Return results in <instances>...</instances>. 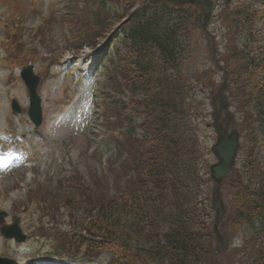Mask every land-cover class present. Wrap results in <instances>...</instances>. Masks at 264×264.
Segmentation results:
<instances>
[{"label":"trees","instance_id":"16d2710c","mask_svg":"<svg viewBox=\"0 0 264 264\" xmlns=\"http://www.w3.org/2000/svg\"><path fill=\"white\" fill-rule=\"evenodd\" d=\"M211 1L223 27L217 66L225 67L228 85L237 93V110L245 125L243 141L246 138L250 145L245 165L226 179L240 184L235 200L225 208L236 219L241 238L239 247L226 255L231 264H264V161L252 157L257 142L264 148V46L255 27L264 22V2L257 9L242 0ZM84 2H92L96 12L99 6L109 15L116 10V22L124 20L106 37L100 65L110 92H130L133 97L127 101L130 108L122 100L106 102L117 128L129 124L111 140V158L118 161L121 177L116 183L108 179L84 189L86 200L80 203L72 198L62 202L74 230L83 232L68 234L70 243L84 250L86 257L106 253L110 264H218L213 258L211 217L207 218L213 212L210 195L207 205L200 192L208 172L186 101L194 79L183 74L180 64L186 23L192 9L197 10L194 0ZM73 5L77 11V1ZM96 12L97 24L92 26L100 27ZM88 38L86 32L77 35L78 47L89 46ZM126 108L142 118L140 134L125 116ZM236 126L244 133L240 124ZM243 172L252 175L251 185L241 184ZM82 187L69 189L82 193Z\"/></svg>","mask_w":264,"mask_h":264},{"label":"rangeland","instance_id":"374dc122","mask_svg":"<svg viewBox=\"0 0 264 264\" xmlns=\"http://www.w3.org/2000/svg\"><path fill=\"white\" fill-rule=\"evenodd\" d=\"M76 1L78 2L77 11L73 8V16L71 14L64 16L62 9L65 3L73 5ZM96 1L99 2V0ZM111 1L115 4L118 2V0ZM202 1L194 0L197 10L192 9L191 19L186 23L188 31L184 41L185 53L180 62L184 70L183 74L192 76L194 79L191 81L194 82L193 88L187 92L186 96L190 108L188 114L192 119V127L196 129L203 168H206L208 172V166L216 162L210 152V147L215 142V134L210 126L211 113L215 106H218L216 99L222 100L220 98L222 96L228 99V110L234 118V125L238 123L244 130L240 140L241 143L243 142V148L241 147L238 152L236 168L233 170L235 172L245 165L250 145L246 138L243 141L245 125L241 124L243 113L237 110L239 103L237 93L228 85L225 67L221 63L218 67L216 62L223 48L220 37L223 27L217 20V7L215 6L213 11L209 28L202 30L200 14L205 7ZM242 2L259 9L264 0H242ZM99 9L96 12L92 2L86 3L84 0H0V41L5 43L7 33L13 31V43L23 47L20 49V59L15 60L16 66L8 65V70L0 69V153L2 152L4 156L8 155L7 158L3 157V160H0V213L5 214L0 227L10 225L14 216L17 218L19 230L26 236L21 244L13 241L5 242L0 236V257L14 260L15 264H108L105 253L98 252L93 255L94 258L99 257L98 261L87 260L82 258L85 254L84 250L69 245L72 240L68 234H71L74 228L66 210L61 208L62 202L71 198L79 203L86 200L84 189L94 187L96 182L100 183L109 179L110 183H116V180L121 177L118 161L116 158H111L114 148L111 140L116 131L122 133L129 124L126 121L119 128L115 126L116 118L108 114V109L104 110V98L115 97L126 102L127 98L130 99L133 96L130 92L128 96L126 94L118 96L113 93L114 91L110 92V88L105 85V80L99 76L102 70L98 74L96 73L98 69L95 67L89 74L84 73L91 76V80L87 84H82L81 87L80 84L72 82L66 74L68 69H75L78 72L81 70L83 73L82 70L93 59L103 54V50H95L96 46L103 45L110 32L121 24L122 21L116 22V10L109 15L103 10L100 12ZM116 9L120 12L119 7ZM194 11L195 16H193ZM95 12L96 14L100 12L98 15L100 27L92 26L94 23L97 24ZM82 14L85 15L87 23L82 22L84 20ZM195 17L197 21L194 20ZM72 22L77 26L79 34L86 32L89 36L87 42L90 44L89 47L81 51L76 49L77 42H62L65 38L64 33L71 34L66 25ZM37 27L40 29L43 27V29L37 33ZM255 27L259 33L260 45L264 46V22L261 21ZM40 41L48 42L49 50L58 51L63 47V54L58 61L55 59L56 53H43L44 49ZM92 43H94L93 46ZM33 47H36V53L27 52ZM94 52H96L95 56ZM215 53L217 58L214 56ZM2 54L3 51L0 49V58ZM79 63L81 67L77 66ZM26 64L32 65L34 74L40 78L38 95L42 100V123L38 129L32 127L25 114L28 95L19 76L22 67ZM60 66L64 67L65 71L61 72ZM75 86L76 91H74ZM222 86L221 95L217 97ZM71 97H73L72 100H70ZM11 100L17 101L22 112L13 119L8 117ZM240 105L242 106V103ZM126 106L129 107L127 104ZM126 109L128 111L124 110L125 116L131 118L134 124L132 126L141 124L142 118L138 117L134 111L130 112V109ZM13 131L18 139L14 140V143H1L4 133L7 138V134ZM136 132L139 133L138 128ZM20 139H24V147ZM11 144L15 147H11ZM98 151L101 152L102 159L105 161L99 157L92 159L91 152L96 154ZM252 157L256 162L264 161V148L260 141L253 149ZM123 159L124 157H121V160ZM71 162L78 165H72ZM70 165L79 174L78 179L81 180H76L75 186H83L82 193L71 192L70 187L65 184L64 178L69 174L67 168ZM242 174L244 176L241 184L251 185L254 181L252 175L247 172ZM208 179V175L203 176L205 183L200 188L201 200L203 199L207 205L212 190V183L210 179L208 182ZM232 183L233 181L226 180L221 188L224 211L219 220V227L225 242L224 249L216 255L214 251L217 243H213V258L218 264H221L220 257L224 262L222 264H231L226 251L239 247L241 240L237 234V221L227 213L225 208L232 199L235 200V196L232 197L240 187V184ZM236 198L238 200L239 193ZM209 216L212 223L214 211L208 212L207 218ZM57 244H61L60 247L64 250L63 258L54 256L57 254L58 248L55 246ZM71 250H74V253ZM218 250L221 248L219 247ZM76 252L79 254L77 255Z\"/></svg>","mask_w":264,"mask_h":264},{"label":"water","instance_id":"95a60500","mask_svg":"<svg viewBox=\"0 0 264 264\" xmlns=\"http://www.w3.org/2000/svg\"><path fill=\"white\" fill-rule=\"evenodd\" d=\"M202 3H204L206 7L201 13L202 21L200 23V28L202 30H206L207 22L211 15L212 3L206 0H203ZM22 77L29 91L30 108L28 110V115L33 123L38 126L40 123V100L36 95L38 78L32 76L30 67L24 69ZM218 94H220V92ZM220 110L225 111L226 104H223L221 108H218L215 113L211 115L214 120L213 126L217 137L215 143L210 148V151L214 156L216 162L209 166V177L213 183L211 193V206L215 211V217L212 226V230L217 242V248L214 251L215 255L220 251L218 250L219 247L222 250L224 249L225 242L224 237L219 230V220L224 211L222 199L220 196V186L226 179V177L232 174L239 149V133L237 130L232 128V118L230 117L229 122L225 126H221V124L218 122V113ZM14 111L17 112L18 110L14 107ZM227 127L231 128L227 129ZM1 216L2 215H0V219ZM13 220V227L2 229L1 234L4 237L14 238L17 241H21L23 240V238L20 235L19 230L17 229V220L16 218H14Z\"/></svg>","mask_w":264,"mask_h":264}]
</instances>
